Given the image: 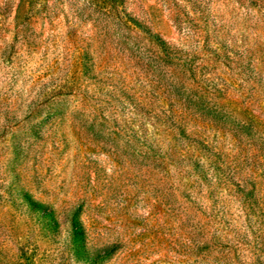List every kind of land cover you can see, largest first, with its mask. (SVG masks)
Here are the masks:
<instances>
[{
    "label": "rangeland",
    "instance_id": "rangeland-1",
    "mask_svg": "<svg viewBox=\"0 0 264 264\" xmlns=\"http://www.w3.org/2000/svg\"><path fill=\"white\" fill-rule=\"evenodd\" d=\"M0 264H264V0H0Z\"/></svg>",
    "mask_w": 264,
    "mask_h": 264
}]
</instances>
